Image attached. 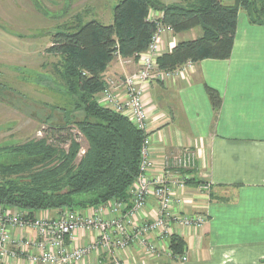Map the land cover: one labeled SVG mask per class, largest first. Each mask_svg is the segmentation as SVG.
<instances>
[{
  "label": "crops",
  "instance_id": "crops-1",
  "mask_svg": "<svg viewBox=\"0 0 264 264\" xmlns=\"http://www.w3.org/2000/svg\"><path fill=\"white\" fill-rule=\"evenodd\" d=\"M232 1L225 0L228 4ZM200 35L199 27L181 33L164 32L163 52L180 40ZM186 62L173 69L171 77L148 84L144 107L148 158L153 167L146 176L168 179L174 172L187 175L190 182L186 181L180 201L173 199L172 210L177 215L203 214L206 220L197 227L173 219L165 227L148 232L144 237L156 248L150 255L134 237L130 245L107 251L100 243L95 244L96 231L76 229L66 240L67 247H93L78 264H264V25L249 22L245 11L239 9L229 58L192 61V67ZM137 67V59L115 56L102 77L107 84L116 82ZM205 86L220 95L217 110ZM184 149L194 152V163L189 169L177 170L170 162ZM164 161L168 166L163 169ZM201 184L206 189H199ZM112 205V201L103 205L105 217L129 210L118 211ZM95 208L79 210L91 215ZM60 212L39 210L33 218H53ZM157 216L158 206L149 198L129 216L133 223L129 229ZM8 231L11 242L7 247L15 255L3 257L0 264H38L29 259L35 250L23 243L36 238L34 228L8 226ZM171 234L184 240L185 261L168 257Z\"/></svg>",
  "mask_w": 264,
  "mask_h": 264
},
{
  "label": "trees",
  "instance_id": "trees-1",
  "mask_svg": "<svg viewBox=\"0 0 264 264\" xmlns=\"http://www.w3.org/2000/svg\"><path fill=\"white\" fill-rule=\"evenodd\" d=\"M239 9L245 11L249 22L264 25V0H233L231 4L225 0L168 4L119 0L113 6L110 24L89 20L73 30L70 27L54 33L47 51L59 55L57 66L73 98V110L81 111L82 116L50 126L52 130L41 138L0 146V207L18 209L29 218L39 210L84 209L112 200L131 207L128 190L140 173L141 147L147 133L98 102L106 85L103 72L116 55L136 59L146 50L156 29V21L147 19L151 10L162 12L159 22L174 33L194 27L201 30L200 36L180 40L163 53L158 58L161 69L172 71L188 60L229 58ZM205 91L217 110L220 95L209 86ZM70 126L85 139L84 149ZM55 130L64 131L58 143L51 140ZM81 194L93 196L78 199ZM169 249L183 254L182 237L171 234Z\"/></svg>",
  "mask_w": 264,
  "mask_h": 264
},
{
  "label": "built area",
  "instance_id": "built-area-1",
  "mask_svg": "<svg viewBox=\"0 0 264 264\" xmlns=\"http://www.w3.org/2000/svg\"><path fill=\"white\" fill-rule=\"evenodd\" d=\"M161 17L162 12L154 10H151L147 16L148 20L156 21V29L151 35L146 50L137 54V69L116 82H108V84L105 82L106 85L98 96V102L101 105L122 114L144 133H147L148 116L144 107V98L148 84L172 76V71L163 70L158 64V58L165 53L162 49L161 34L172 32L170 27L159 22ZM186 65L192 67L193 63L188 60ZM148 147L149 138L147 134L141 147L140 173L128 190L131 207H127L124 202L112 200V208L118 211L129 208L124 213L119 211L113 217H105L102 214L103 205H100L95 208L91 215H84L79 209H65L53 218H29L23 217L24 212L18 209H2L0 207V259L8 255H15V252L10 251L7 247L11 242L8 226H32L34 228L36 238L25 239L23 243L35 250V253L30 254L29 259L38 264H78V261L89 249L93 248L69 249L67 247L66 240L71 239L74 231L79 228L96 231L97 242L95 244L100 243L107 251L111 248H123L130 245L134 237L145 254L150 255L154 253L156 248L144 237L148 232L159 227H165L173 219L184 226H201L206 220L203 214L177 215L172 210L173 199L180 201L182 198L186 181L189 179L187 175L174 172L168 179L164 176L152 178L146 176L147 171L153 167L152 161L148 158ZM194 158L193 151L184 149L172 158L170 166L177 170L189 169L193 166ZM161 166L166 168L168 163L164 161ZM199 189H206V186L201 184ZM149 198H152L158 206L157 218L151 222L134 226L135 229L133 227L130 230L129 216L134 210L142 208ZM167 254L173 261H185L187 258L185 253L173 254L170 249L167 250Z\"/></svg>",
  "mask_w": 264,
  "mask_h": 264
},
{
  "label": "rangeland",
  "instance_id": "rangeland-1",
  "mask_svg": "<svg viewBox=\"0 0 264 264\" xmlns=\"http://www.w3.org/2000/svg\"><path fill=\"white\" fill-rule=\"evenodd\" d=\"M118 1L0 0V146L41 138L50 126L82 116L73 110L57 66L59 55L47 48L58 31L89 20L110 24ZM70 132L84 149L86 141L74 126ZM63 133L55 130L51 140L60 142Z\"/></svg>",
  "mask_w": 264,
  "mask_h": 264
}]
</instances>
